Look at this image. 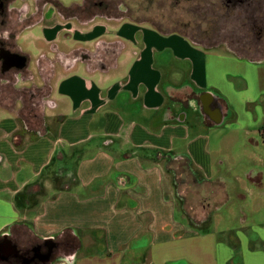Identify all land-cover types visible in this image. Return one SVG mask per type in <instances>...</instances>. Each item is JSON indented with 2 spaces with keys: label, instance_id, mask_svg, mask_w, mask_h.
I'll return each mask as SVG.
<instances>
[{
  "label": "crops",
  "instance_id": "obj_1",
  "mask_svg": "<svg viewBox=\"0 0 264 264\" xmlns=\"http://www.w3.org/2000/svg\"><path fill=\"white\" fill-rule=\"evenodd\" d=\"M15 39L18 46L33 42L38 56L39 43L92 60L80 59L56 80V119L44 125V135L26 131L14 112L0 108L14 120L0 130V142L11 138L6 154L0 148V166L10 168L6 180L0 177V241L60 240L58 258L68 254L69 264H264V228L251 230L242 220L235 231L216 230L210 220L195 230L184 216L177 222L160 166L132 155L148 149L175 155L172 141L191 138L183 127L188 114L176 112L187 103L192 155L211 147L203 130L216 125L205 111L219 110V125L264 139V58L126 21L38 24ZM52 158L56 190L46 170ZM25 169L30 177L16 182Z\"/></svg>",
  "mask_w": 264,
  "mask_h": 264
},
{
  "label": "rangeland",
  "instance_id": "obj_2",
  "mask_svg": "<svg viewBox=\"0 0 264 264\" xmlns=\"http://www.w3.org/2000/svg\"><path fill=\"white\" fill-rule=\"evenodd\" d=\"M46 1H49L50 4H46ZM90 1L96 3L101 1L105 7L109 5L110 9L107 10L108 12L105 11V14L112 17L118 16L119 20L125 21L126 18H129L137 24H148L163 32L179 31L178 28L159 26L156 22H143L144 17L137 18V16L142 15L134 10V4H137L140 0ZM54 2L57 3V6H55ZM82 2L83 0H34L35 11L25 12V5H29L30 8L33 7L30 4V0H13L8 3L7 8L18 20H21V17H25L23 19L25 23H27L31 15H36L34 13H37V11L40 12V8L42 12L39 18H42V20L39 24L49 25L68 21L72 26L84 27L95 22H105L106 18L104 17L93 16L92 18V14L88 15L90 17H80L79 12L69 13L62 10V7L67 9L78 8L82 5ZM148 10L149 13L155 15L158 11V5L149 6ZM95 12L97 14L101 13L99 10ZM93 15H95L94 12ZM71 16L78 17L77 19H74V17L68 19ZM107 20L112 21V23L119 22V20ZM230 29L228 27L224 28L225 36L204 45L231 52L230 49H235L236 45L239 46V42L243 41L244 44L246 43V40H239L240 37L238 36L240 34L235 35V37L228 36ZM19 44L22 51L29 56V63L22 72L23 74H20L19 80H17V75L13 74L7 77L9 82L0 83L1 87L7 92H0V105L14 112L15 115L27 117L30 112L32 116L36 114L37 118L29 120V122L35 125L38 124L36 126L37 129L42 131L44 125L51 127L56 119V116L51 112L52 106H54L51 98H53L52 91L56 80L61 74L66 72V67L69 66V63L64 64V58L66 56L71 58L73 55L79 54L80 50L68 52L63 49H56L55 51V48L38 43L40 57H42L39 60L38 51L33 42L22 39ZM252 47L255 48V51L250 54L246 53L244 56L248 58H264V43H254ZM64 55L66 56L63 57ZM176 112L178 116L182 115L185 117L188 114V119L183 127L190 130L188 132L191 133V138L178 137L174 139L171 149L180 159L188 158L193 168L198 171L203 179L200 182L198 176L195 175L194 178L181 163L163 162L164 169L162 168V172L165 180L163 190L174 202L176 221L178 222V219L184 214L196 222L198 219L206 220L210 218L214 222L216 230L229 229L235 231V229L240 227L239 223L242 220L245 221L242 225L249 226L251 230L264 228L263 137L252 131L245 134L244 132H235L224 121L221 125H216L209 131L203 130V135L207 134L209 137L211 147L209 150H199L192 155L191 139L194 123L192 122V103H187V106L184 104L183 107L177 108ZM11 119L12 121H9V115L0 110L1 132L2 130L6 132L10 128L14 122L13 118ZM10 142L11 138L9 136L1 140V152L6 154L5 145L9 146ZM56 167V165L52 167L48 174H51V187L53 190L58 188V181L60 182L58 180V172L53 170ZM9 174L10 168L7 170L6 164H2L0 166L1 179L6 180L7 178L5 177ZM25 175L30 177L28 169H25L24 172L17 176L16 182L22 181ZM181 211L184 213L182 214Z\"/></svg>",
  "mask_w": 264,
  "mask_h": 264
},
{
  "label": "flooded vegetation",
  "instance_id": "obj_3",
  "mask_svg": "<svg viewBox=\"0 0 264 264\" xmlns=\"http://www.w3.org/2000/svg\"><path fill=\"white\" fill-rule=\"evenodd\" d=\"M10 1L13 0H0V6L2 5L0 7V37L3 36L4 31L10 33L9 39L5 40L0 38L1 84L9 82L7 79L8 76L13 74H23L22 72L27 68L29 56L22 51L20 46L16 44L15 38L18 34L29 30L35 25H38L42 20V18H39L40 13L42 12L41 8L40 12L37 11V13H34L38 16L35 18L36 15H31L27 23H25L24 20H18L17 17L10 13V9L7 8ZM47 3H49V1H46V4ZM154 4L158 5V11L157 14L152 15L148 12V7ZM134 7V10L142 15L137 16V18H145L143 19V22H156L159 26L178 28V33L193 42L203 45L214 42L220 37L225 36L223 29L226 27L231 28L228 32V36L235 37V35L240 34V36H238L240 37L239 40H246L245 44L247 45L241 41L239 42V46H235L243 55H246V53L250 54L255 51L252 44L264 43V0H140L137 4H134ZM108 9H110L109 5L105 7L104 3L101 1L96 3L90 0H83L82 5L78 8H74L73 12H79L80 17L92 14V18L93 16H99L101 18L104 17L106 18L105 21H110L107 19L119 20L118 16L112 17L111 15H106L105 11L108 12ZM96 10H99L101 13L97 14L95 12ZM93 12L95 15H93ZM111 12L114 13L115 11ZM73 17L74 19H77L78 16H71L68 17V19ZM36 21L38 22L36 23ZM125 21L136 23L129 18H126ZM119 22H123V20L120 19ZM51 48H55V51L57 49L54 46H51ZM4 50L10 52L11 54L25 56L27 58L26 67L22 70L12 68L3 74L2 54ZM40 56L41 55H39L38 58L39 60L42 58ZM65 56L66 55L63 57ZM67 57L69 56L64 58V64L69 63V66L82 58L92 60L91 55L83 51H80L79 54L73 55L71 58ZM0 92L7 93L1 85ZM0 108L7 110V108L2 105H0ZM33 116L34 118H37L36 114ZM8 241H10L12 245L16 246L18 253L14 254L7 248L6 240L0 241V264H51L60 255H62L61 251L63 243L60 240L53 241L54 248L49 256V262H46V255L50 246L49 243H31L30 245L22 246L19 245L15 239L11 238L10 240L8 239Z\"/></svg>",
  "mask_w": 264,
  "mask_h": 264
},
{
  "label": "trees",
  "instance_id": "obj_4",
  "mask_svg": "<svg viewBox=\"0 0 264 264\" xmlns=\"http://www.w3.org/2000/svg\"><path fill=\"white\" fill-rule=\"evenodd\" d=\"M55 5L57 6V3H55ZM62 10L64 12H69V13H73V9H67V8H63L62 7ZM38 21H36L37 23ZM33 24V22H32ZM31 113V112H30ZM28 114L27 117L25 116H22V115H18V118L20 119L24 129L26 131H34L36 132L37 134L39 135H44L45 134V131L46 130H38L35 124H31L29 122V120H32V119H35L34 116H32L31 114ZM32 117H31V116ZM44 127V126H43ZM133 156L135 157H141V156H145L148 161L151 163V164H156V165H159L160 168L164 169V165H163V162H166V161H172V162H175V163H181V165L184 166L185 169H187L191 174L192 176L195 178V175L198 176L200 182L203 181L202 177L200 176V174L198 173V171H196L194 168H193V165L191 163V161L188 159V158H185V159H180L179 157H177L176 155L172 154L171 152H165V151H162V150H153V149H148L147 151H143V152H138L136 153V151H133ZM128 157V156H126ZM55 158L53 159L52 158V161L50 162V164L48 165V167L46 168V170H50L52 167H55ZM163 166V167H162ZM43 177H40L38 181H41ZM75 177H73L72 180H74ZM198 179H196V181L199 182ZM15 205H16V208H21V203H19V201H16L15 202ZM181 213L183 214L184 212L181 211ZM184 218H186V220L188 221V224L192 227V229H203V228H206L208 226V224L210 223V218L206 219L205 221H202V222H196V221H192V219L190 217H187L183 214ZM58 239H64L63 237V233L59 236Z\"/></svg>",
  "mask_w": 264,
  "mask_h": 264
},
{
  "label": "water",
  "instance_id": "obj_5",
  "mask_svg": "<svg viewBox=\"0 0 264 264\" xmlns=\"http://www.w3.org/2000/svg\"><path fill=\"white\" fill-rule=\"evenodd\" d=\"M2 57H3L2 58L3 59V65H2V73L3 74L12 68H15L17 70H22L27 65V58L23 55L11 54L10 52L4 50ZM205 115L215 125H219L221 123V115H220L219 110H216L213 113H207L205 111ZM47 243H49L50 246H49L48 253L46 255V262H49V256L51 254L52 249L54 248V242H53V240H48ZM6 246L8 249L11 250L12 253H14V254L18 253L16 246L12 245L10 241L6 240Z\"/></svg>",
  "mask_w": 264,
  "mask_h": 264
},
{
  "label": "clouds",
  "instance_id": "obj_6",
  "mask_svg": "<svg viewBox=\"0 0 264 264\" xmlns=\"http://www.w3.org/2000/svg\"><path fill=\"white\" fill-rule=\"evenodd\" d=\"M30 4H32L33 7L30 8L29 5H25L24 6V11L25 12H28V11H33L34 12L35 11L34 0H30ZM24 18L25 17H21V20H23ZM9 36H10V33H8L7 31H4L3 32V36L0 37V38L7 40V39H9ZM19 79H20V74H17V80H19ZM58 264H69V262H68V254H66L62 258H58Z\"/></svg>",
  "mask_w": 264,
  "mask_h": 264
}]
</instances>
